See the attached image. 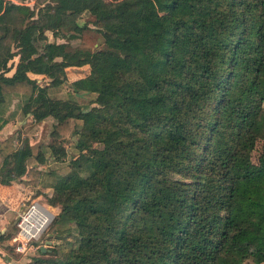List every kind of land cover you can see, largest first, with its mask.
Masks as SVG:
<instances>
[{"label":"trees","instance_id":"1","mask_svg":"<svg viewBox=\"0 0 264 264\" xmlns=\"http://www.w3.org/2000/svg\"><path fill=\"white\" fill-rule=\"evenodd\" d=\"M84 11L101 47L45 41L43 23ZM31 14L0 0V105L15 95L33 121L54 119L48 158H64L67 134L84 158L48 181L30 148L0 140V184L50 187L52 230L72 224L67 248L33 262L264 259V0H47Z\"/></svg>","mask_w":264,"mask_h":264},{"label":"rangeland","instance_id":"2","mask_svg":"<svg viewBox=\"0 0 264 264\" xmlns=\"http://www.w3.org/2000/svg\"><path fill=\"white\" fill-rule=\"evenodd\" d=\"M15 2H20L22 4L27 5L29 8L32 10V16L35 17L37 10L42 7V5L47 2V0H12ZM93 17L92 15L88 14L86 11L81 12L75 17V20L73 23H70L66 26H63L61 28H56L54 26H47L46 24L43 23L42 29H43V34L45 37V41L48 42H65L68 44L70 47H77L81 49H96L99 48L103 45L102 42V37L97 30V27L92 24ZM74 26H82L79 31H76ZM37 34H35L32 37L33 42H38L36 39ZM4 43H7V39L4 40ZM73 71H78V69L70 68ZM68 93H66V86L63 84L61 86V90L57 93V96L59 97H66ZM92 94L87 95V100H90L92 98ZM261 106L264 108V100L261 102ZM30 119V118H29ZM49 122H44L43 124H39V122H34L32 119L30 121L25 122L20 128L23 137L25 140H31L33 141V149L39 151V147L42 149V155L43 158L45 156L48 158V152L47 150H44L43 146L44 143L47 139L48 135V130L50 128V124L54 122L50 118L48 119ZM18 132H20L18 130ZM74 137L70 136V134H67L66 136L63 137L62 142L65 145V152L66 155L64 156L63 159L60 160H47L45 158L46 162L45 166H43V170H45L46 176H44L45 179L48 181H51L53 177L56 174H66L70 172L72 168H74L77 164H80L84 161L83 156H81L77 151L74 149L73 142H74ZM261 145H260V140H256L254 142L253 147L249 151V156L251 162L255 163L257 161V157L260 153ZM44 153V154H43ZM49 164V165H48ZM42 167V166H41ZM52 172V176L49 175V173ZM48 187V186H47ZM45 188L43 191L39 190L38 188H29L30 192L27 193L29 196L28 199L24 200L23 205H18V208L16 209L18 212L24 209L34 198V200L38 201L41 204H45V206H49L46 204V196L50 192V187ZM259 192H260V197L262 201H264V186L259 187ZM36 196V197H35ZM31 200V201H30ZM49 210L52 214L51 220L47 223L45 228L42 230L40 235L38 236L37 239H30L27 243L26 246L30 245V249L27 251L25 248L23 251H18V252H13L14 246L17 243L16 241H11L9 243L5 237L14 234L16 231V226H15V220L16 217L13 218L11 216L10 221L7 223V229L4 234L0 236V250L2 253L9 255L13 258H17L20 256V252L24 253L27 257L30 256V259L28 261H24V264H36L33 262V258L31 257V253H34L36 256L37 252L39 251L38 245L43 246L44 250L43 252H47V254H42V256L46 255L49 256L48 249L52 246V244L59 242L61 245L62 249H65L69 246L70 240L73 239V230H72V224L71 223H66V228L68 233H63L65 235L64 238H54L53 234L54 231L52 230L53 226V220L55 218V214L57 213L58 209L57 207L54 206H49ZM12 211L11 213L15 215V211ZM17 216V213H16ZM54 224L58 227L57 231H60L61 228H63V225H59L58 223ZM62 235V234H61ZM69 235V236H68ZM45 240H49L50 242L48 244H45ZM37 245V247H36ZM29 247V246H28ZM40 256V254H39ZM43 259V257H41ZM244 264H264V259H258V258H251L249 256H246L242 259Z\"/></svg>","mask_w":264,"mask_h":264},{"label":"crops","instance_id":"3","mask_svg":"<svg viewBox=\"0 0 264 264\" xmlns=\"http://www.w3.org/2000/svg\"><path fill=\"white\" fill-rule=\"evenodd\" d=\"M17 100L18 96L12 95L11 97L5 100L4 104L0 105V114L3 118L0 120V140L5 138L6 136H13L12 138L14 145H17L18 147L22 148H30L33 155L27 160V166H34L37 170L45 173V170H43L42 168L43 166H45L44 162H46L45 158L47 157L45 156V158H43V155L41 154V147H39V151L38 149L34 150L33 141L21 138L24 134H22V128L20 127L25 122L30 121V119L28 113L22 114L20 112ZM49 118L52 121L54 120L52 117L46 116L43 119L34 122H39V124H43L46 121L49 122ZM18 130L20 132H18ZM70 136L74 137L73 134H70ZM63 143L64 142H62V146L65 148V145ZM43 148L44 150H46L45 146H43ZM47 160H50V158H47ZM28 187L30 189L37 188L32 187L30 185H23L16 180L11 181L9 184H0V235L5 233L7 229V223L10 221L11 216H13V218L16 217V213L18 212L16 209L18 208V205H23L24 200L28 199L29 196L27 195V193L30 192V189H28ZM32 200H34V198ZM14 210H16L15 215L11 213ZM12 236L13 234L5 237L9 243H11L12 241ZM28 246L29 247H26L27 249H25L26 251L30 249V245ZM39 246L41 245H38V250ZM13 252L18 251L14 248ZM24 253L20 252L19 257L13 258L9 255L2 253L0 250V264H24V261L26 262L30 259V256L27 257ZM28 253H31V257H35L32 260L43 257V253L40 250L37 252L36 256H34L35 254L30 252V250L28 251Z\"/></svg>","mask_w":264,"mask_h":264},{"label":"built area","instance_id":"4","mask_svg":"<svg viewBox=\"0 0 264 264\" xmlns=\"http://www.w3.org/2000/svg\"><path fill=\"white\" fill-rule=\"evenodd\" d=\"M49 206L41 204L36 200H32L24 209L17 212L15 226L16 231L12 236V241H16L14 248L17 251H23L30 239H37L45 225L39 224V221L43 218L44 213H51ZM50 219L52 214H50ZM48 221V222H49ZM39 224V228H36ZM37 247V245H36Z\"/></svg>","mask_w":264,"mask_h":264},{"label":"bare ground","instance_id":"5","mask_svg":"<svg viewBox=\"0 0 264 264\" xmlns=\"http://www.w3.org/2000/svg\"><path fill=\"white\" fill-rule=\"evenodd\" d=\"M50 214L51 213H49V214L48 213H44L43 218L39 221V224H41L42 222H43L42 223L43 225L47 224L49 219H50V217H51ZM39 224H37L36 228L40 227Z\"/></svg>","mask_w":264,"mask_h":264},{"label":"water","instance_id":"6","mask_svg":"<svg viewBox=\"0 0 264 264\" xmlns=\"http://www.w3.org/2000/svg\"><path fill=\"white\" fill-rule=\"evenodd\" d=\"M76 95H81V93H76ZM53 237H54V238H60V239H62V238L65 237V235H64V234H62V235L53 234ZM49 242H50L49 240H45V244H48ZM39 250H40L41 252H43V251H44L43 246H39Z\"/></svg>","mask_w":264,"mask_h":264}]
</instances>
